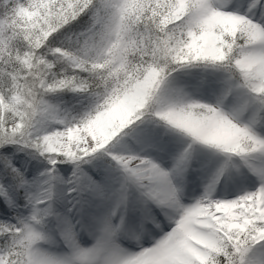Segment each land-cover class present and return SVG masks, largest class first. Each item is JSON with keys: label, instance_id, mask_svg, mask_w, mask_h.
Instances as JSON below:
<instances>
[{"label": "snow or ice", "instance_id": "obj_1", "mask_svg": "<svg viewBox=\"0 0 264 264\" xmlns=\"http://www.w3.org/2000/svg\"><path fill=\"white\" fill-rule=\"evenodd\" d=\"M0 264H264V0H0Z\"/></svg>", "mask_w": 264, "mask_h": 264}]
</instances>
